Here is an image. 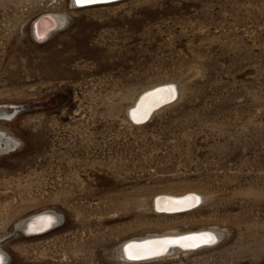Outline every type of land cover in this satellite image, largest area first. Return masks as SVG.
Wrapping results in <instances>:
<instances>
[{
  "label": "rangeland",
  "instance_id": "rangeland-1",
  "mask_svg": "<svg viewBox=\"0 0 264 264\" xmlns=\"http://www.w3.org/2000/svg\"><path fill=\"white\" fill-rule=\"evenodd\" d=\"M48 11L69 26L38 42L31 25ZM163 79L181 81L182 98L124 122L133 94ZM6 107L5 264H125L112 253L127 237L216 223L215 247L141 264H264V0H0ZM186 187L212 196L179 217L143 204ZM48 210L60 218L48 233L15 228Z\"/></svg>",
  "mask_w": 264,
  "mask_h": 264
},
{
  "label": "bare ground",
  "instance_id": "bare-ground-1",
  "mask_svg": "<svg viewBox=\"0 0 264 264\" xmlns=\"http://www.w3.org/2000/svg\"><path fill=\"white\" fill-rule=\"evenodd\" d=\"M70 3H71V5H72L73 8H79V7H77V6H75L73 4V0H70ZM36 18H38L37 21H36ZM36 18L35 19L33 18L34 20H33L32 25H31V33H32L34 39L37 40L38 42H42L43 40H45L51 34V32L53 30H56V29H59V31L63 30L67 26V24L69 23V21H70V15L66 11H57V12L48 11V12H43L42 14H39ZM51 23H53V24H51ZM51 25H53L52 26L53 28H51L49 31H47L45 34H43V38H41L40 37V34L43 33L47 28L51 27ZM68 26H69V24H68ZM169 80H164L163 79V80L156 81L154 83L151 82L150 85L145 86V87L141 88L140 90L136 91V93L133 94V97L131 98V102L128 103L127 106H126L125 115L122 118V120L124 122L128 123L130 126L139 127V126H142V125L148 123L149 120L152 118V116L157 111H159V110H161V109H163L165 107H168L169 105L177 102V100L181 97V86L179 85V83H181V81L179 83H177L178 85L175 84V83H173L171 81L170 83H172L173 86H174V93H173L172 98H168L165 93L156 94V95H159V96H163L164 98H163V100L160 103H158V104H152L151 101H152L153 97H146L144 99V107H147L148 111H147V115L144 116V117H142L140 115V112H143L144 111V107H141V98L142 97H145V94L142 95L140 97V99H139L136 107H134V108H140V112H137V115H136V118L135 119L133 118V111L132 110L134 108H132V107L135 105V102L137 101L139 95L141 93H143L144 91H146L147 89L152 88V87L157 86V85L164 84V83H166ZM182 84L184 85L183 81H182ZM164 102H167V103L165 105L160 106L156 110L152 111L154 108L158 107L159 105H161ZM10 107H13V106H10ZM10 117H11V115H10V110H8V107H6V109H4V108H1L0 109V121H8V120H11ZM146 118H148L147 121H145ZM12 136L10 134L6 133L4 130L0 129V149H6V147L9 144H12L13 142H15V139ZM4 145L6 147H4ZM13 145L14 144H12L10 146H13ZM171 189H174V188H171ZM186 192H195L196 194L194 196L196 198L195 199L190 198V199H187V200L181 199L179 201H172V200L168 201L167 200L168 201L167 202V204H168L167 208H169L171 210H174V211L175 210L178 211V210H181V209L182 210L186 209V210H184V211H178V212H176V211L175 212H162V211H156L154 209V197L156 195H158V194L182 195V194H184ZM211 196L212 195L209 194L208 192H204L202 190L194 189V188H187V189H183L181 191L180 190L179 191L178 190H176V191H172V190H161V191H157V192L152 193V196H151L150 200H146L143 204L146 206V210L148 209V210L153 211L154 214L156 216H158V217H164V218H168V217H179V216H183V215H189V214L193 213L195 210L201 209L205 205V203L207 202V200L209 198H211ZM164 199H166V198H160L159 200L156 201V204L158 205L159 202L161 203L162 201H165ZM212 211H214V210H212ZM45 212H49L51 214H54V216L56 217V224L57 223H60L59 222L60 218H59L57 212H54L52 210L51 211L48 210V211H45ZM215 212H216V210H215ZM32 215L33 214H31V216ZM5 216H6V214H5ZM31 216H26L23 219L21 218L17 222L15 221L16 222L15 225H14L15 228L16 229L18 228L19 231H22L23 233H25L26 236H34V235L45 234V233H48L50 230H52V228H51V229H49V230H47L45 232L40 233V231H42L45 228H47L48 225L50 224V222L47 221V219H46L49 216H45L42 219L32 220L29 223V226H28L29 228L25 229L26 224H27V222L30 221V217ZM9 218H10V216H7L4 219L2 217V220H1V223H0V228H7L8 227V226H6V224H7V220ZM244 219H246V218H244ZM33 227H38L39 230H31V229H33ZM178 227L176 225H162L161 226V229L163 231H161V232H163V233H160V231H159V233H155V231H152L154 233H152V234L149 233V235L145 234V235H141V236L127 237V238L119 241V245L117 244L118 246H115L114 247L113 253H112L113 255L112 256L115 259H117V261L120 260L122 262H125V264H129V263H131V264H141L143 262H151V261H159V260H163V259H171V258L175 257L177 254H180V253L187 254V253H192V252H195V251H202L204 249H208V248L215 247L216 245H218L221 242L220 241L221 238H223V236L226 235V234H224V229L221 226L217 225V223L216 224H209V225H206V226H200V227H197V228H187V229H183V230L178 229ZM199 229H210V230H214L217 233V235H218V241L216 243L212 244V245L205 246V247H201V248H198V249H195V250H180L178 247H171L164 256L154 257V258L145 259V260L130 261V260H127L126 257H125V256H127V254L124 251L123 245L129 239L130 240L131 239H140L141 237H148V236H155V235H162V234H179V233H183V232H186V231L199 230ZM111 243H112V238L109 237V238L106 239V242H105L104 246L106 247V245L108 246ZM0 251H2V252L5 253V251L1 247H0ZM5 257H6L5 258V262H6L8 260L7 259V255ZM5 262L3 264H5ZM115 263H116V261H115Z\"/></svg>",
  "mask_w": 264,
  "mask_h": 264
},
{
  "label": "snow or ice",
  "instance_id": "snow-or-ice-1",
  "mask_svg": "<svg viewBox=\"0 0 264 264\" xmlns=\"http://www.w3.org/2000/svg\"><path fill=\"white\" fill-rule=\"evenodd\" d=\"M77 4H88L93 2V0H75ZM40 37L43 38V33L40 34ZM165 93L168 98H172L174 93L173 85H164L160 88L154 89L153 92L146 93L145 97L141 98V107H144V99L146 97H153L151 103L158 104L163 100V96L156 94ZM133 118H136L137 112H140V108H134ZM147 107H144V111L140 112L142 117L147 115ZM195 199L196 197L192 195L191 197H184L183 199ZM47 221H51V217L46 218ZM31 230H39L38 227H33ZM200 243H211L214 241V236L212 233H190L183 236L176 237H162L155 240H146V241H132L124 245V251L126 252L129 259H142L148 256L158 255L160 252L166 250L169 244H179L183 247H195L197 246L196 241ZM3 257L0 255V264H2Z\"/></svg>",
  "mask_w": 264,
  "mask_h": 264
},
{
  "label": "water",
  "instance_id": "water-1",
  "mask_svg": "<svg viewBox=\"0 0 264 264\" xmlns=\"http://www.w3.org/2000/svg\"><path fill=\"white\" fill-rule=\"evenodd\" d=\"M115 1H119V0H93V2L88 3V4H77V3L75 2V0H73V4H74L75 6H77V7H84V6H90V5H95V4H105V3L115 2ZM39 17H40V16H39ZM39 17H38V18H39ZM38 18H36V21L38 20ZM36 21H35V22H36ZM51 24H53V23H51ZM52 26H53V25H51V27L47 28V29L43 32V34H45L47 31H49L51 28H53ZM164 85H173V84H172V83H164V84L157 85V86H154V87H152V88L147 89L146 91H144L143 93H141V94L139 95L137 101L135 102V105H134L132 108L136 107V105H137V103H138V101H139V99H140V97H141L142 95H144V94H146V93L153 92L154 89L160 88V87H162V86H164ZM175 98H176V97H175ZM175 98H174V99H175ZM174 99H173V100H174ZM166 103H167V102L162 103V104L159 105L158 107L154 108L152 111L156 110L157 108H159V107L162 106V105H165ZM152 111H151V112H152ZM150 115H151V114H150ZM147 120H148V118L145 119V121H147ZM145 121H144V122H145ZM195 194H196L195 192H186V193H184V194H182V195L158 194V195H156V196L154 197V209H155L156 211H162V212H175L176 210L174 211V210H171V209L167 208V206H168L167 202H168V201H170V200H172V201H179V200L183 199L184 197H190V196L195 195ZM160 198H166V199H164L165 201H162L161 203L159 202V204L157 205V204H156V201L159 200ZM167 200H168V201H167ZM168 209H169V210H168ZM184 210H186V209H184ZM184 210L181 209V210H178V211H184ZM178 211H176V212H178ZM45 216H49V217L51 216L52 219H51L50 224L48 225V227L45 228L44 230L40 231V233L45 232V231H47V230L53 228L54 226H56V217L54 216V214H51V213H49V212L42 211V212H37V213L33 214V215L30 217V221L27 222L25 229L29 228V227H28V226H29V223H30L32 220L42 219V218H44ZM190 233H212L213 236H214V241L211 242V243H200V242L197 240V241H196L197 246H195V247H183V246H181V245H179V244H169V245L167 246L166 250L163 251V252H160L158 255L148 256V257H145V258H142V259H129L127 256H125V257H126L127 260H130V261L145 260V259H150V258H154V257H161V256H164V255L167 253V251H168L171 247H178L180 250H195V249H198V248H201V247H205V246L212 245V244H214V243H216V242L218 241V235H217V233H216L214 230H210V229H199V230L186 231V232L179 233V234H162V235H155V236L142 237V238H140V239H131V240L129 239L128 241H126V242L124 243V245H126V244H128L129 242H132V241L155 240V239H157V238L183 236V235H187V234H190ZM124 245H123V248H124ZM0 255H2V257H3V260H2V264H3V263L5 262V258H6L5 256H6V254H5L4 252L0 251Z\"/></svg>",
  "mask_w": 264,
  "mask_h": 264
}]
</instances>
